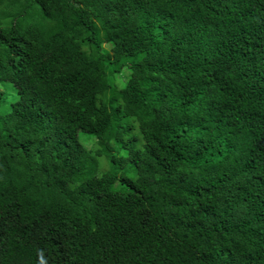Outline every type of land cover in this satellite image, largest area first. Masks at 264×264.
<instances>
[{"label": "trees", "instance_id": "obj_1", "mask_svg": "<svg viewBox=\"0 0 264 264\" xmlns=\"http://www.w3.org/2000/svg\"><path fill=\"white\" fill-rule=\"evenodd\" d=\"M0 264H264V0H0Z\"/></svg>", "mask_w": 264, "mask_h": 264}, {"label": "rangeland", "instance_id": "obj_2", "mask_svg": "<svg viewBox=\"0 0 264 264\" xmlns=\"http://www.w3.org/2000/svg\"><path fill=\"white\" fill-rule=\"evenodd\" d=\"M2 88H3V86H2ZM4 97L6 98V100L8 102H10L14 99V95L10 94L9 92L8 93L6 92ZM79 138H80L82 144L84 145V148L86 149V151L89 150L90 148H92L91 147L92 145H90V144L88 145L85 141L87 138V135L85 133H82V132L79 133ZM95 162L97 164V171L99 173L103 172V171H115L120 176L123 171H125L126 174H129V171H130V167L128 165H123L121 167V169H119L116 166L111 165L104 157L91 161L90 165L94 166Z\"/></svg>", "mask_w": 264, "mask_h": 264}]
</instances>
